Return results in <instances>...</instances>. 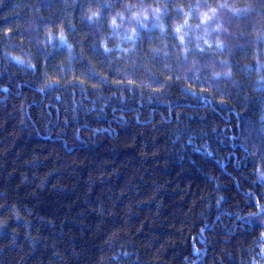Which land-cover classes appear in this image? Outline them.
Segmentation results:
<instances>
[{"label":"trees","instance_id":"1","mask_svg":"<svg viewBox=\"0 0 264 264\" xmlns=\"http://www.w3.org/2000/svg\"><path fill=\"white\" fill-rule=\"evenodd\" d=\"M145 2L0 0V264H264V4Z\"/></svg>","mask_w":264,"mask_h":264},{"label":"snow or ice","instance_id":"2","mask_svg":"<svg viewBox=\"0 0 264 264\" xmlns=\"http://www.w3.org/2000/svg\"><path fill=\"white\" fill-rule=\"evenodd\" d=\"M94 0H89V3H93ZM261 4H264V0H260ZM106 6L107 5H101L99 7V9L95 12H92L91 16L86 17V19H88L89 21L92 22H96L98 20H100L102 18V13L106 10ZM208 11L204 13V17L205 19L201 20L202 23H207L209 20H212L221 10L227 12V11H231L232 13V17L236 18V19H241V18H245L248 15H250L252 12L255 11L254 8H251L247 5V3L245 2V0H239L238 3H235L231 6V8H229V6L225 3H220L219 6L215 9H212L210 4L208 3V0H206L205 5H204ZM177 7L183 8V5H177ZM91 11V9H89ZM209 12H211V15H209ZM136 18V17H134ZM147 18V16L145 17ZM156 18L159 19V15H156ZM113 27H119L117 22L113 23ZM183 26H181L182 28ZM222 28V25H218L216 29H214L213 31L219 33L220 29ZM161 29L163 30V28L161 27ZM209 35H211V33H209ZM131 39V38H130ZM61 40H63V37H61ZM204 44L207 45L209 48H214V50H220L222 52H225L228 50V46L223 42V40H215L213 41V44H209V40L205 39L204 40ZM198 50L203 53L204 49L201 48L199 45H197ZM157 51H161V49H157ZM189 49L185 48V58L187 57L188 53H189ZM104 52H110V49H108L107 47L104 48ZM18 63H22L20 61H18ZM220 66L222 69H225L228 67V62L226 60L224 61H220ZM224 76L225 78H230L231 77V72L230 71H222V72H214L213 76L215 77H219V76ZM129 84L133 83V81L129 80L128 81ZM190 86V85H189ZM189 142L191 143V140H189ZM197 152L200 151V148L196 149ZM209 155H211V153H208ZM260 178H264V171L260 172ZM257 207H259V211H254L251 213V216H260L262 214H264V204L259 203V201L256 202ZM261 236H264V233H261Z\"/></svg>","mask_w":264,"mask_h":264},{"label":"clouds","instance_id":"3","mask_svg":"<svg viewBox=\"0 0 264 264\" xmlns=\"http://www.w3.org/2000/svg\"><path fill=\"white\" fill-rule=\"evenodd\" d=\"M208 3L210 4L212 9H215L219 6V4L221 2H220V0H215V2H214V0H208ZM177 5H183V8H182L183 18L176 20V21H173L172 24L170 25V27H171L172 31L176 33L178 44L183 45L185 43V36L187 35V26L189 24L196 25V21L191 20V12H189L188 8L185 6V0H177L175 7H177ZM165 7H167L165 0H155V2H153V0H146V2L143 4V6H141L140 4L132 5V8H133L132 17H136V18H139L140 16L146 17L148 15L149 10H151L154 15H159L161 13L162 9ZM127 8H128V4H127V0H126V4L124 5V9L123 10L120 9V11H118L116 13V15L112 17V19H111L112 25L114 22H117L118 17H119V20L121 22L123 21V19H124L123 13H124V11L127 10ZM177 8H179V7H177ZM207 11H208V9L206 11L200 10L198 12L200 21L205 19L204 13ZM209 15H211V12H209ZM181 26H183V27L181 28ZM161 27L165 28L163 23H161ZM131 31L135 32V28H132ZM164 51H165V49L162 48L161 51L156 50L155 53L156 52H164ZM180 51H182L184 53L185 48H181ZM165 79H168V77H165Z\"/></svg>","mask_w":264,"mask_h":264}]
</instances>
